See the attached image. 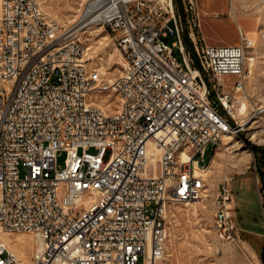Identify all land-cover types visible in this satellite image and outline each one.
Segmentation results:
<instances>
[{
	"label": "built area",
	"instance_id": "2783aa9c",
	"mask_svg": "<svg viewBox=\"0 0 264 264\" xmlns=\"http://www.w3.org/2000/svg\"><path fill=\"white\" fill-rule=\"evenodd\" d=\"M179 2L183 20L173 0H89L60 26L42 0H0V264L163 256L167 207L201 200L214 151L237 130L231 92L243 90L254 45L240 31L237 45L206 44L188 23L195 0ZM88 20L111 28L114 78L88 61ZM177 144L186 151L174 154ZM234 204L223 181L213 204L223 241L238 240Z\"/></svg>",
	"mask_w": 264,
	"mask_h": 264
},
{
	"label": "rangeland",
	"instance_id": "374dc122",
	"mask_svg": "<svg viewBox=\"0 0 264 264\" xmlns=\"http://www.w3.org/2000/svg\"><path fill=\"white\" fill-rule=\"evenodd\" d=\"M87 1L42 0L41 6L47 20L66 26L76 19ZM174 7L182 18L180 2L174 1ZM233 14L236 21L232 19ZM187 15L194 34L208 45H237L240 43L239 31L253 42L247 56L253 57L254 62L245 61L243 90L235 94L231 92L247 104L248 110L246 115L235 118L237 130L231 135L232 142L228 143L223 137L214 151L204 174L205 191L200 202L176 203L167 207L165 250L155 264H262L264 187L259 193L260 183H255V159L251 147H264V140H250L240 122L253 108L264 107V0H195L193 11ZM183 29L188 42L184 26ZM110 36L97 25L85 29L79 39L88 47V61L105 71L109 78H114L120 70L121 56ZM175 55L179 57L176 52ZM232 79L233 76H224L220 84ZM206 80L209 85L216 84V80ZM223 89L229 90L230 87L224 85ZM260 135L264 136V129ZM233 142H238L239 150L232 147ZM241 150L251 156L240 158L239 154L235 155ZM64 157L65 153L61 152L57 157L58 166L63 164ZM223 181L228 183L235 201L232 220L238 237L236 242L223 241L213 225L214 198Z\"/></svg>",
	"mask_w": 264,
	"mask_h": 264
},
{
	"label": "bare ground",
	"instance_id": "6f19581e",
	"mask_svg": "<svg viewBox=\"0 0 264 264\" xmlns=\"http://www.w3.org/2000/svg\"><path fill=\"white\" fill-rule=\"evenodd\" d=\"M232 19H233V21H236L234 14L232 15ZM244 20H242V21H244ZM97 25H99L98 20H88L86 29L91 28L93 26H97ZM103 29L105 31L109 32L111 35V28H103ZM60 50H67V41H60ZM246 61H247V63H253L254 58L251 56H246ZM114 64H119V63L114 62ZM107 69H110V68H107ZM247 110H248L247 104L239 101L238 105L235 107V110L233 111V115L235 118L239 117V116L247 113ZM248 114L249 115L247 116V118L240 122V126L243 127V131L245 132L247 137L250 138V140H252L254 142L263 141L264 136L261 137L260 134H261V130L264 129V107L261 106V107L253 108L252 111H250V113H248ZM239 118H241V117H239ZM259 128L261 130H258ZM231 135H233V133H230V135L225 136L228 139V143L232 142V136ZM234 146H235V150L240 149V145H238V142H233L232 147H234ZM185 151H186V144H177V147H174V154H181V152H185ZM238 154H239L240 158H249L251 156L249 153H245V150H241V151L237 152L235 155H238ZM174 183H179V176H172V181H166L165 192H174ZM198 202H200V201H198ZM198 202H195V204ZM192 204H194V203H192ZM19 237H21L20 241H23L25 243L27 249L29 250L30 244H28L26 236H19ZM5 238H6V236H4V239Z\"/></svg>",
	"mask_w": 264,
	"mask_h": 264
},
{
	"label": "trees",
	"instance_id": "16d2710c",
	"mask_svg": "<svg viewBox=\"0 0 264 264\" xmlns=\"http://www.w3.org/2000/svg\"><path fill=\"white\" fill-rule=\"evenodd\" d=\"M175 3H179L177 1L179 0H174ZM184 41L186 42L188 46V42L186 41L184 37ZM253 154H254V166H255V173L258 179V182L260 183V188L258 190L259 193H261L262 188L264 187V147H251ZM262 207L264 209V203H262Z\"/></svg>",
	"mask_w": 264,
	"mask_h": 264
},
{
	"label": "water",
	"instance_id": "95a60500",
	"mask_svg": "<svg viewBox=\"0 0 264 264\" xmlns=\"http://www.w3.org/2000/svg\"><path fill=\"white\" fill-rule=\"evenodd\" d=\"M260 259H261V263L264 264V253H261Z\"/></svg>",
	"mask_w": 264,
	"mask_h": 264
}]
</instances>
